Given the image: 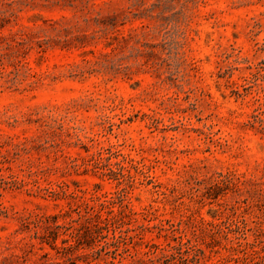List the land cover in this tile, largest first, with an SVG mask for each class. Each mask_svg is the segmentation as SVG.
<instances>
[{
	"label": "rangeland",
	"instance_id": "rangeland-1",
	"mask_svg": "<svg viewBox=\"0 0 264 264\" xmlns=\"http://www.w3.org/2000/svg\"><path fill=\"white\" fill-rule=\"evenodd\" d=\"M174 235L164 264H264V0H0V264Z\"/></svg>",
	"mask_w": 264,
	"mask_h": 264
},
{
	"label": "trees",
	"instance_id": "trees-1",
	"mask_svg": "<svg viewBox=\"0 0 264 264\" xmlns=\"http://www.w3.org/2000/svg\"><path fill=\"white\" fill-rule=\"evenodd\" d=\"M121 204V208L116 211L114 209H110L108 211L105 210L106 205L102 204L100 208H96L94 206H86V214L82 213L81 217H85L87 219V223H89L88 227L92 229L95 227L97 231L102 232L104 230H109L111 226L114 224L123 221V219L130 214L136 213L133 205L130 201H126ZM72 235V234H71ZM74 235V234H73ZM176 244L168 243L167 245L149 243L148 248L143 250L139 256H131L133 264H164L165 260L170 261L176 258L175 252H181L186 246V242L184 241V236H171L170 237ZM72 247V245H71ZM65 249V248H64ZM74 249V248H67ZM203 251V250H201ZM127 252L130 253V248H127ZM110 251L97 250L96 254L100 257L103 255L109 256ZM131 254V253H130ZM118 256H123L122 253H116L110 260L107 261L108 264H124L120 261ZM164 262V263H163Z\"/></svg>",
	"mask_w": 264,
	"mask_h": 264
}]
</instances>
